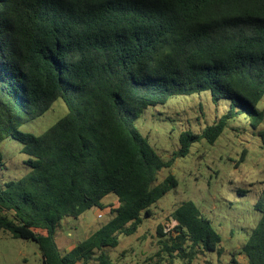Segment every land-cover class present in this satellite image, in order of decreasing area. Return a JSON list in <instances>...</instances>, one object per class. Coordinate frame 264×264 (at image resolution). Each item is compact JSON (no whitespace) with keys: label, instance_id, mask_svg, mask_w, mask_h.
<instances>
[{"label":"trees","instance_id":"obj_1","mask_svg":"<svg viewBox=\"0 0 264 264\" xmlns=\"http://www.w3.org/2000/svg\"><path fill=\"white\" fill-rule=\"evenodd\" d=\"M202 91L213 103L227 100L228 110L199 133L182 132L179 149L162 161L134 121L170 97ZM263 97L264 0H0V143L19 142L29 167L0 185V230L37 243L43 264H112L103 249L134 234L176 187L173 175L155 185L158 172L192 144H213L243 106L258 126ZM57 99L67 109L62 118L39 135L18 130ZM110 194V219L62 253L60 223L104 210ZM253 208L260 217L226 264H264V184ZM171 220L168 233L156 226L164 254L190 264L223 253L193 202Z\"/></svg>","mask_w":264,"mask_h":264},{"label":"rangeland","instance_id":"obj_2","mask_svg":"<svg viewBox=\"0 0 264 264\" xmlns=\"http://www.w3.org/2000/svg\"><path fill=\"white\" fill-rule=\"evenodd\" d=\"M228 108L229 102L225 99L213 103L209 91L173 96L163 105L146 108L134 125L160 159L167 161L179 149L182 132H201ZM243 108L239 115L227 121L213 144L206 140L192 144L186 156L175 159L169 168L158 172L155 185L168 175L174 176L177 185L149 207L151 215L142 218L134 234L120 236L115 248L103 249L112 264H188L187 259L177 254L171 257L164 254L156 236L158 224L168 233L174 225L171 214L185 201L193 202L211 221L224 249L221 255L215 252L197 255L190 264H226L233 252L241 251L260 217L253 205L264 184V142L260 135L264 132V118L254 128L247 107ZM256 110L264 112V97L257 103ZM66 112L63 101L57 99L42 116L18 126V130L39 135ZM21 148L12 138L0 143V185L20 178L29 170L24 164L27 156ZM113 197L110 194L103 199L104 210L92 208L78 218L67 217L60 223L54 239L62 253L110 219L109 210L117 206ZM237 259L244 261L242 254H237ZM0 264H43V261L37 243L12 238L8 232L0 230Z\"/></svg>","mask_w":264,"mask_h":264},{"label":"crops","instance_id":"obj_3","mask_svg":"<svg viewBox=\"0 0 264 264\" xmlns=\"http://www.w3.org/2000/svg\"><path fill=\"white\" fill-rule=\"evenodd\" d=\"M40 234L44 235V231H40ZM71 248H72V247H71ZM71 248H70V249H71Z\"/></svg>","mask_w":264,"mask_h":264},{"label":"built area","instance_id":"obj_4","mask_svg":"<svg viewBox=\"0 0 264 264\" xmlns=\"http://www.w3.org/2000/svg\"><path fill=\"white\" fill-rule=\"evenodd\" d=\"M98 217L100 218L101 217V214H99Z\"/></svg>","mask_w":264,"mask_h":264}]
</instances>
